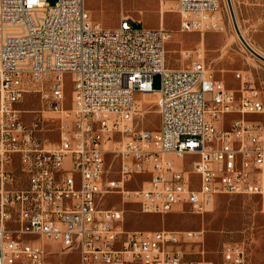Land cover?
Masks as SVG:
<instances>
[{
  "label": "built area",
  "instance_id": "built-area-1",
  "mask_svg": "<svg viewBox=\"0 0 264 264\" xmlns=\"http://www.w3.org/2000/svg\"><path fill=\"white\" fill-rule=\"evenodd\" d=\"M177 3L181 31L221 28V0ZM139 23L122 13L105 27L86 0H0V264H49L44 241L80 264H249L243 243L196 259L184 245L202 230H129L125 209L105 205L117 193L143 212L203 214L227 193L258 196L264 211V128L246 120L264 99L250 74L226 86L200 45L170 68L169 31ZM30 93L40 109L21 106ZM139 94L157 95L156 129L139 125ZM137 175L149 177L132 189Z\"/></svg>",
  "mask_w": 264,
  "mask_h": 264
},
{
  "label": "rangeland",
  "instance_id": "rangeland-1",
  "mask_svg": "<svg viewBox=\"0 0 264 264\" xmlns=\"http://www.w3.org/2000/svg\"><path fill=\"white\" fill-rule=\"evenodd\" d=\"M48 1L53 4L56 0ZM232 4L247 40L264 56V0H232ZM86 7L93 18L105 27H116L122 13L141 21L138 26L159 27L163 23L171 35L166 45L168 67L187 66L191 59L184 57L182 50L200 45L205 61L211 66L216 78L224 80L226 86L238 89L241 82L235 72L247 71L264 99V61L253 54L237 34L227 0H221V28L204 33L180 30L177 0H86ZM65 78L67 97L70 99L71 74H66ZM160 82L161 75L157 74L154 77V88H158ZM138 98L143 101L139 125L156 129L159 125L157 95L139 94ZM21 106L30 110L40 109L42 105L39 95H26ZM27 115L30 117L31 113ZM231 117L233 115H227L226 126ZM246 120L264 128V113L246 115ZM47 136L54 142L58 141L56 131L47 133ZM148 177L137 175L131 179L129 187H141ZM105 199L107 207L125 209V228L129 230H202V242L184 245L185 251L193 258L217 261L226 246L240 242L245 246L249 264H264V211L258 196L222 193L203 214L194 213L186 205L166 213L143 212L139 203L124 200L117 193L107 195Z\"/></svg>",
  "mask_w": 264,
  "mask_h": 264
},
{
  "label": "crops",
  "instance_id": "crops-1",
  "mask_svg": "<svg viewBox=\"0 0 264 264\" xmlns=\"http://www.w3.org/2000/svg\"><path fill=\"white\" fill-rule=\"evenodd\" d=\"M44 242L46 249L50 252L48 257L49 264H80V255L78 251L64 252L59 249L57 244L50 241ZM70 259H72V261H70Z\"/></svg>",
  "mask_w": 264,
  "mask_h": 264
},
{
  "label": "water",
  "instance_id": "water-1",
  "mask_svg": "<svg viewBox=\"0 0 264 264\" xmlns=\"http://www.w3.org/2000/svg\"><path fill=\"white\" fill-rule=\"evenodd\" d=\"M228 1V4H229V8H230V11H231V14H232V17H233V21H234V24H235V27H236V30L238 33H240V30L238 28V24H237V19H236V15H235V12H234V7H233V4H232V0H227ZM240 38L242 39V41L244 42V44L250 49V51L255 54L257 57H259L260 59H262L264 61V56L262 54H260L259 52H257L256 50H254L249 44L248 42L245 40V38L240 35Z\"/></svg>",
  "mask_w": 264,
  "mask_h": 264
},
{
  "label": "bare ground",
  "instance_id": "bare-ground-1",
  "mask_svg": "<svg viewBox=\"0 0 264 264\" xmlns=\"http://www.w3.org/2000/svg\"><path fill=\"white\" fill-rule=\"evenodd\" d=\"M235 12V11H234ZM222 14H221V11H220V16H221ZM237 24H238V28H239V30H240V33H238L237 32V34L240 36V35H242L244 38H245V40L248 42V44L254 49V50H256L257 52H258V49L251 43V42H249L248 40H247V38H246V35L244 34V31L242 30V27L240 26V23H239V21H237ZM146 100L148 99V97H146L145 98ZM144 99V100H145Z\"/></svg>",
  "mask_w": 264,
  "mask_h": 264
}]
</instances>
